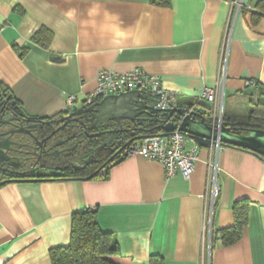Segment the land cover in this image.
<instances>
[{
    "label": "crops",
    "instance_id": "1",
    "mask_svg": "<svg viewBox=\"0 0 264 264\" xmlns=\"http://www.w3.org/2000/svg\"><path fill=\"white\" fill-rule=\"evenodd\" d=\"M254 3L0 0V84L26 116L49 119L67 112L71 97L73 110L85 105L99 71L141 69L159 77L181 108L216 86L226 40L222 118L241 121L264 104V17L255 20ZM41 28L53 35L47 49L31 43ZM14 46L28 48L23 58ZM214 153L198 146L189 180L166 179L158 162L136 154L93 179L3 184L0 264H51L49 250L69 243L71 215L87 208L125 264H264V160L233 147L217 151L220 192L208 236L203 205ZM240 200L249 201L247 224L241 240L224 247L218 232L234 225Z\"/></svg>",
    "mask_w": 264,
    "mask_h": 264
},
{
    "label": "trees",
    "instance_id": "2",
    "mask_svg": "<svg viewBox=\"0 0 264 264\" xmlns=\"http://www.w3.org/2000/svg\"><path fill=\"white\" fill-rule=\"evenodd\" d=\"M231 2L232 0H224ZM153 5L159 7H167L170 5V0H151ZM253 16L255 20L264 17V0H255L253 10ZM52 33L45 29H39L31 38V43L43 49H47L52 41ZM19 58H23L27 53L28 48H17L13 47ZM257 85V82L256 84ZM0 98L5 101L6 105L9 106L16 115H20L23 118H29L30 120H41L51 123L60 122L64 116L68 113H62L55 115L49 119H36L26 116L19 103L13 98L9 90L2 87L0 84ZM147 118L142 126L138 129L143 135L156 136L162 134L160 128L162 121L167 116L164 114L159 115H143ZM221 125L229 128L234 134H247L252 130H264V104H253L247 114V116L241 120L224 119L221 120ZM113 127H116L113 125ZM132 127L130 122H123L122 128L128 129ZM134 142V141H133ZM132 142V143H133ZM131 143V144H132ZM130 144V145H131ZM99 140L93 141L87 144V148H95V161L93 163V169L100 168L108 160L111 155L109 147H99ZM130 146H126L120 153L121 157L126 154ZM239 149V148H236ZM242 150V149H241ZM87 152V151H86ZM85 154L74 153L66 161L62 158L56 159L54 164L63 167L61 171L57 170L56 174H48L44 172L37 173V175L20 177L18 180H13L12 177L5 174L3 171V178L0 181V186L8 182H19V181H56V180H82V179H93L89 178L93 173L86 170H77L73 167V163L80 159ZM67 165V167H65ZM111 164L107 165L105 169H110ZM95 177H99L96 175ZM249 201L240 200L233 204L232 216L234 225L230 228L223 229L218 232L219 239L224 247H229L242 238L243 228L247 224L248 220ZM96 210L87 208L71 215V226L69 243L65 247H55L49 250V260L51 264H125L119 255V248L115 240L110 234L103 233L97 224ZM163 264L161 259L152 258L150 264ZM156 262V263H155Z\"/></svg>",
    "mask_w": 264,
    "mask_h": 264
},
{
    "label": "built area",
    "instance_id": "3",
    "mask_svg": "<svg viewBox=\"0 0 264 264\" xmlns=\"http://www.w3.org/2000/svg\"><path fill=\"white\" fill-rule=\"evenodd\" d=\"M235 2V1H234ZM228 60V43H223L220 53V63L217 84L214 88L205 87L195 97V103L181 107L188 115L206 113L211 119L212 126L221 125L223 89L226 78ZM96 89L85 99V105H91L111 95H117L126 92L138 91L149 97L150 105L159 115H168L172 109H179L176 101V95L166 90L159 77L150 75L141 69H133L129 72L120 74L112 70H101L96 76ZM255 81H248L247 86H255ZM73 98L67 101V112L73 111ZM202 103L208 104L206 110H199ZM187 143L191 146L187 147ZM215 149L213 160L209 164L210 177L206 188L203 205V216L205 221V231L210 236L212 231V220L217 197L220 189L216 182V154L221 148L216 146L210 147ZM197 144L178 131H174L166 136L156 135L147 136L143 139L134 141L127 152V155H142L158 162L165 173V178L170 179L177 174L183 179L189 180L197 161ZM3 178V170L0 169V181Z\"/></svg>",
    "mask_w": 264,
    "mask_h": 264
},
{
    "label": "flooded vegetation",
    "instance_id": "4",
    "mask_svg": "<svg viewBox=\"0 0 264 264\" xmlns=\"http://www.w3.org/2000/svg\"><path fill=\"white\" fill-rule=\"evenodd\" d=\"M148 104L150 105V101ZM91 126L92 122L80 117L56 123L23 118L16 115L0 98V134L11 143L10 151L6 153L9 159L2 170L13 180L37 175L40 172L56 174L57 170L63 169L54 164L56 159L62 158L66 161L74 153L85 152L73 163V167L77 170L94 171L95 174L119 159L121 151L132 143L131 139L143 135L138 131L140 127L134 128L133 125L127 132L113 134L104 133L106 128ZM97 140L100 148L109 147L111 155L104 165L93 169L95 148H87V144Z\"/></svg>",
    "mask_w": 264,
    "mask_h": 264
},
{
    "label": "water",
    "instance_id": "5",
    "mask_svg": "<svg viewBox=\"0 0 264 264\" xmlns=\"http://www.w3.org/2000/svg\"><path fill=\"white\" fill-rule=\"evenodd\" d=\"M149 97L141 92L132 91L111 95L94 102L91 105H83L78 109L67 112L64 118L68 121L72 117H80L92 122L93 128H106L104 133H122L129 131L123 129V122H130L134 128L141 127L147 118L145 115L157 114V111L148 104ZM62 119V120H64ZM5 125V123H1ZM115 125L116 127H113ZM162 136H166L175 130L193 140L197 146L207 148L212 146L233 147L248 151L264 160V130H252L247 134H234L229 128L222 125L212 126L211 119L206 113L188 115L184 109H172L167 118L162 121ZM101 133V134H104ZM147 135L135 137L130 142L143 139ZM129 142V143H130ZM11 143L0 134V169L8 161L7 152L10 151ZM127 156V153L114 161L111 166L118 164ZM102 169V168H101ZM100 169V170H101ZM97 171L89 178L96 175L103 176L108 169Z\"/></svg>",
    "mask_w": 264,
    "mask_h": 264
}]
</instances>
